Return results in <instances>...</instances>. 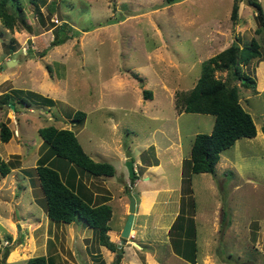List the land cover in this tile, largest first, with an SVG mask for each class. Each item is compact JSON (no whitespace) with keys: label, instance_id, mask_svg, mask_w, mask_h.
Wrapping results in <instances>:
<instances>
[{"label":"rangeland","instance_id":"obj_1","mask_svg":"<svg viewBox=\"0 0 264 264\" xmlns=\"http://www.w3.org/2000/svg\"><path fill=\"white\" fill-rule=\"evenodd\" d=\"M234 1L175 0L165 5L164 0H39L35 6L28 0H20L21 12L7 4L6 11L14 15V22L13 29H9L0 21V70L8 72L9 76L0 79V123L10 128L12 136L6 143L0 141V159L8 165L14 163V167L6 176L0 175V264H21L43 255L47 238L45 224L42 225V221L39 225L37 220L44 214L46 222L47 217L44 207L39 206L44 201H38L43 195L35 167L40 162L49 164L51 161V151L42 145L37 132L49 125L72 130L83 151L97 162H106L107 145L114 151L119 145L121 153L138 161L139 144H159L162 150L157 157L163 160L166 169L165 183L169 188L176 187L161 194L166 204L160 199L156 205L164 206L160 224L171 219L170 213L179 199L177 187L181 186L183 196L192 188L193 196L182 201L181 212L186 211L187 200L190 204L195 200L199 212L194 221L199 252L193 264H239L246 259L264 264V229L261 234L256 229L264 221V135L262 139L258 135L256 139H238L221 153L235 164L237 174L226 168L222 173L219 167L214 176L209 173L191 175L186 168H189L193 139L198 133L209 134L214 118L210 114L179 113L175 106L177 92L192 88L204 60L217 54L236 36L238 39L234 40L241 47L255 39L260 45L261 57L242 65L241 72L255 79L256 88L244 87L239 79L231 77L232 71H216L215 77L228 79V84L238 87L239 102L251 115L257 132L264 134V87L257 89V69L262 68L260 61L264 60V25L248 0L237 1L238 8L242 3L246 6L239 9L236 20L231 19ZM257 1L264 15V0ZM55 19L59 23H55ZM63 22L72 27L75 37L61 45L49 46L53 29ZM214 22L220 23L218 29L222 32L215 31L218 35L211 34ZM223 36L222 46L212 50L211 45L217 44L216 40ZM37 38L41 42H36ZM44 49L47 51L41 56ZM10 50L14 52L9 53ZM6 56L14 60L9 66L4 61ZM48 81L56 85L55 91L43 87ZM145 89L151 91V99L144 98ZM29 91L36 92L37 97ZM6 93L15 101L24 98L30 105L15 102L14 111L2 98ZM42 96L55 100L52 104L45 103ZM78 111L85 113L83 121H73ZM147 143L144 146H148ZM179 147L184 155L182 174H190L189 182L183 184L179 182L178 167L164 162L172 158ZM143 151L141 161L156 159L153 146ZM127 161L130 160L108 159L116 170L109 178L94 177L62 158H52L50 166L83 199L90 200L89 194L95 191L91 188L105 189V183L113 192L121 189V194L136 199L134 189L129 188L131 177ZM90 177L96 182L89 188L86 183ZM78 184L83 185L85 193L78 191ZM102 198L105 196H98L97 200ZM115 198L109 226L117 230L119 209L117 196ZM49 223L53 232L49 251L51 248L61 251V256L54 253L55 259L71 261L70 252L77 255V261L83 259L82 245L79 242L72 245L71 232L65 237L70 225ZM82 223L87 234L90 233L86 222L79 218L73 221L80 231L84 227ZM152 231L159 243L165 242L162 230ZM259 234V240L254 242ZM161 245L160 257L158 255L150 264H184L185 261L175 255L173 245L169 242ZM138 246L134 244L133 252L129 253L146 264L144 252ZM179 252L189 255L184 245ZM102 256L105 260V250ZM99 261L92 260V264ZM57 264H61L60 260Z\"/></svg>","mask_w":264,"mask_h":264},{"label":"trees","instance_id":"obj_2","mask_svg":"<svg viewBox=\"0 0 264 264\" xmlns=\"http://www.w3.org/2000/svg\"><path fill=\"white\" fill-rule=\"evenodd\" d=\"M38 1L28 0L29 3L35 6ZM237 1H234L230 14L233 20L237 18L238 14ZM174 2L175 0H164L165 5H170ZM9 3L18 11H22V5L20 0H0V21L5 27L13 29L14 15L6 11ZM247 3L255 8L257 18L264 25L262 7L258 1L248 0ZM40 19L42 21L41 15ZM72 30V27L67 22L56 26L53 29V39L49 46H58L74 38L75 34ZM257 31L260 32V29H257ZM36 40L38 43L41 42V39L37 38ZM259 46L255 39H252L250 44L242 47L234 40L229 47L201 63L200 75L192 88L177 92L175 106L178 108L177 111L179 113L184 111L187 113L210 114L214 118L211 132L209 134L198 133L193 139L189 163L187 162L189 168H186V171L189 170L191 175L200 173L216 175V165L223 151L233 146L238 139L255 137L256 126L251 115L245 111L239 102L238 87L228 84V79L216 78L215 72L227 71L230 73L232 71L231 77L239 79L244 87L256 88L255 79L247 73L241 72V66L249 64L252 59L261 57ZM46 51L47 49H44L41 52V56ZM12 52L14 50L9 51V53ZM47 69L49 68L47 67ZM134 76L136 75L134 74ZM142 93L145 99L151 98L150 90L145 89ZM31 94L37 97L36 94ZM2 98L8 101L9 105L10 99H13L7 93ZM41 100L45 103H53V100L46 97H43V99L41 97ZM15 102L23 105L29 104L24 98L19 101L12 100L16 107ZM15 109L14 111H16ZM84 118L85 113L78 111L74 114L73 121H83ZM37 132L42 139V145L44 147L48 146L51 151L49 160L52 161V158L53 160L55 158L66 159L94 177H112L115 175V169L112 164L97 162L83 151L72 130L49 125L39 128ZM11 136L10 128L4 123H0V141L6 143ZM51 161H49V164L40 162L35 167L36 178L43 195V198L38 201H44L43 205H39L38 201L37 203L42 208L44 207L47 219L50 222L62 224H71L76 218L83 220L93 230L95 241L99 245L115 252L114 260L110 264H119L123 250L122 248H117V245L110 241L108 235L110 230L108 221L112 214L110 205L103 201L105 200L104 198L99 203H91V201L84 200L74 191V188H71L70 185L61 179L60 173L50 166ZM12 165L14 163L8 165V163L0 159V175L2 177L6 176L10 169L14 167ZM184 166L183 162V168ZM190 174H187V172L182 174V184L183 182H189L188 177ZM136 178L137 175L134 174L130 179L131 182ZM190 183L188 184L189 186ZM103 190L105 191V189ZM177 223L179 224L178 226H176ZM169 232L172 245L176 250L175 253L194 263L197 248L195 244L196 225L193 218L184 219L183 215H178ZM182 245L187 249L190 256L186 255L185 252L184 254L179 252ZM4 253L7 255L8 249ZM93 259H96V261L100 259L98 264H105L98 253L93 255ZM21 264H55V259L53 256L40 255L31 257Z\"/></svg>","mask_w":264,"mask_h":264},{"label":"crops","instance_id":"obj_3","mask_svg":"<svg viewBox=\"0 0 264 264\" xmlns=\"http://www.w3.org/2000/svg\"><path fill=\"white\" fill-rule=\"evenodd\" d=\"M245 6H246L245 3H242L240 5V7L238 8V11H239L238 15L240 13L239 9L244 8ZM118 21H120V20H118ZM116 22H117V20H116ZM219 26H220V23L214 22L213 32L211 34L218 35V33H216L215 31L219 30L218 29ZM219 31H220V33L222 32V30H219ZM224 36L222 39L216 40L217 44L211 45L212 50L215 49V47H217L219 45L222 46V44L224 43ZM236 37H238V36H236ZM236 37H234V39ZM234 39L231 41V43L234 41ZM231 43L226 45L222 50L229 47ZM222 50H220V51H222ZM8 60H10V58H8L6 56L4 58V61H8ZM11 60H13V59H11ZM260 62L262 63L263 66H261L262 67L261 69L260 68L257 69V78H259L257 89H259V90H261L264 87V70H263L264 60H262ZM43 75L45 77V72L43 73ZM8 77H9L8 72H4L3 69H1L0 70V79L2 80L4 78H8ZM48 77H49V75H48ZM37 87H36V90H39V88H37ZM43 87H45L47 90L50 89V91L56 90V85L53 86L49 81H48V84L44 85ZM16 88H19V87H15L14 89H16ZM32 89H34V88H32ZM29 92L36 93V92H32V91H29ZM46 98H48V96ZM151 98H152V95H151ZM51 100H55V98L52 97ZM257 135L260 139H262L261 135H264V134H262V133L259 134L257 132V129H256V135L252 139H256ZM146 143L147 142H144V143L138 145V149L140 150V153H139L140 158L138 159V161L131 159L130 156H128L127 154L125 155L123 152L121 153V151L119 150V147H120L119 145L115 147V151L112 150V148L107 144H106L107 148L105 147V161L106 162L110 158L111 159L118 158L119 160H122V161H125V159L130 160V161L133 160L131 162L137 171L136 172L137 178L133 182L130 181V183H129V188L134 189L133 191H135V193L137 195L136 199L134 198L135 204H136V210L134 213L133 224H132V229H131L134 232L133 238H130L129 240H127V242L124 245L119 247V240H120L119 234L121 232V229H122V227L126 221L127 215H128V204H129L128 196L129 195L126 196V195L121 194L123 192L121 189H119L118 192L116 190H115V192H113L112 189L110 187L106 186V183H105V191L103 190L104 187H100L101 189L98 188L99 190H97L96 186H95V187L91 188L92 190L95 189V191H94V193H92V195L89 194L90 200H87L86 198H84V200L86 199V201H91V203H99L102 201V199L97 200L98 196H105V200H103V201H105V203L109 204L111 207V210H112L111 217L108 221V225H109V222L113 217V204L112 203L116 199L115 196H117V202H118L117 208L119 209L118 214H117V227H118V229L114 230L113 228H111L109 226L110 230L108 231V235H109L110 241L115 243L117 245V248H122V250L124 251L123 256H122L119 264H141V261H140L138 256H134V255L130 254L131 252H133L132 247L134 244H136L137 246L139 245L138 247L141 248L142 251L144 252L146 259L143 262H145L146 264H150V262L154 261V259L156 261V258L159 255L158 249H160L159 247H163L161 244H165V242H169V245L171 244V246H172L171 236H170L169 231H170L171 226L174 223L175 219L177 218V216L183 215L184 218L190 217V218H193V221L197 220L198 216H199V212H197L195 200H193V202L191 204H190V200H187L184 203L185 207H186V211L181 212V210L183 208L182 201L183 200L185 201V199H187L189 197V195L193 196V189L190 188L188 193L185 192V195L183 196L181 189H180L181 186H180V188L178 186L177 191H178V198L179 199H177V201H176L177 205H176L175 210L170 213L171 219L168 223L160 224L161 218L164 216V213H163V207L164 206L156 207V205L161 202V201H159L160 199H163L162 203L166 204L167 200L162 198L161 194L164 192L171 191L172 189L174 190L176 187L169 188L165 183V180L167 178L166 177V169H165V166L163 164V160L160 161V158L157 157V156H160V152L162 150L161 146L157 143H153L152 145L151 144L148 145V143H147L148 146H144ZM169 145H172V143H170ZM151 146H153V149L156 152L154 154L156 156V159L153 158V159H150L149 161H146V160L141 161V159H142L141 155L144 153L143 150H145L147 148L149 149ZM177 153L173 154L175 157L174 156L172 158L170 157L167 160H165L164 162H165V164L172 163V164H170V166L173 165L175 167H178L179 182L182 183L181 177H182V172H183V160H184L183 156L184 155L183 156L181 155L180 147H179V151ZM173 160H175V161L173 162ZM110 164H113V163H110ZM219 167H221L220 170L222 169V171H221L222 173L225 170V169L223 170V168H226L227 170H230L231 172L234 171L236 174L238 171V168L235 169V164H232L228 158L224 157L223 154L220 156V159L216 165V172H217ZM114 169H115V167H114ZM115 172H116V170H115ZM94 182H96V179H91V177H90L87 179L86 184L90 188V187H92ZM74 185H77V184L75 183ZM126 185H128V184L126 183ZM190 186H191V183H190ZM77 189H78V191L84 190L83 192L85 193V188L83 187V185L78 184ZM127 189H128V187H125V190L127 191V193L130 194L129 190H127ZM101 190L103 191V193H101ZM43 216H44V214H43ZM43 216H38V220H37V223H39V225L42 224V221H43L42 225L45 224L44 228H45L46 237H47L44 241L45 244H44V248L42 250L43 251L42 253L45 256H53V258L55 259L54 253L58 252L57 254H59V256H61V251H60V249L56 250L54 248H51V250L49 251L50 238H53V232L50 229L49 220L46 219V222H45V217H43ZM151 217H154V218L151 219ZM263 223H264V221H261V223L258 224L256 227L257 231L260 234H261V230L264 229ZM67 225H70V227H68V231H66L65 237L68 238L69 233L71 232L72 245L76 244L77 242H79V244L82 245L81 253H83L84 255H82L81 257H84V258L79 259L77 261L75 259L77 257V255L72 254L70 252L69 260H71V261H68V259H66L68 261L67 262L66 260H61V258H59L58 260H60L61 264H80V261H83L84 264H92V260H94L93 255H95L96 253L101 255V259L105 262V264H110L113 261V259L115 257V252L110 251L105 246L99 245L95 241L94 232L90 227L88 228L90 233L87 234V230H86L84 224H83L84 227L83 226L81 227L82 228L81 231L79 229H76L73 222L71 224H67ZM195 225H196V223H195ZM152 230H162L164 235H165V242L162 240L159 243L155 239L156 237L154 236V234H153L154 231H152ZM49 232L51 233L50 236H49ZM41 234H42V232L40 233V235ZM260 234H259L258 238H256V240H254V242H257L259 240ZM36 236H39V235H36ZM169 237H170V239H169ZM54 240H55V235H54ZM136 241L138 244L135 243ZM41 242H42V240H41ZM195 244H196V248H197L196 256H195V262H196V260H198V252H199L198 251L199 245L197 244V226H196ZM103 248H105V249H103ZM103 250H105V260L103 259V256H102ZM175 255L177 257L181 258L182 260H184L185 261L184 264H193V263L189 262L188 260L184 259L183 257H181L177 254H175ZM170 256H173L172 252H171ZM106 257L109 259V261H107ZM159 257H160V255H159ZM14 259H15V257H14ZM58 260L55 259V264H57ZM246 260H249V259H246ZM246 260H244V261H246Z\"/></svg>","mask_w":264,"mask_h":264},{"label":"water","instance_id":"obj_4","mask_svg":"<svg viewBox=\"0 0 264 264\" xmlns=\"http://www.w3.org/2000/svg\"><path fill=\"white\" fill-rule=\"evenodd\" d=\"M14 60H9V61H6L7 62V65H11L12 62ZM12 100V99H11ZM10 107L12 109H14V104L13 103H10ZM126 167H127V170H128V173H129V177H133L134 174H135V171H134V167H133V164L131 161H127L126 162ZM128 201H129V204H128V215H127V218H126V221L121 229V232L119 234V247L124 245L126 243V239L129 238L130 236V231L132 229V224H133V217H134V213H135V210H136V204H135V199L133 196L129 195L128 196ZM240 264H254V262L252 260H247V261H244V262H241Z\"/></svg>","mask_w":264,"mask_h":264},{"label":"clouds","instance_id":"obj_5","mask_svg":"<svg viewBox=\"0 0 264 264\" xmlns=\"http://www.w3.org/2000/svg\"><path fill=\"white\" fill-rule=\"evenodd\" d=\"M13 100V99H12ZM12 100L10 99V103H12ZM15 106V105H14ZM14 109H15V107H14ZM13 109V110H14ZM134 167V166H133ZM134 171H135V167H134ZM135 174H136V171H135ZM130 239V236H129V238L128 239H126V242H127V240H129ZM244 262V261H243Z\"/></svg>","mask_w":264,"mask_h":264},{"label":"built area","instance_id":"obj_6","mask_svg":"<svg viewBox=\"0 0 264 264\" xmlns=\"http://www.w3.org/2000/svg\"><path fill=\"white\" fill-rule=\"evenodd\" d=\"M55 23H59L57 19L54 20ZM130 238H133L132 235H130Z\"/></svg>","mask_w":264,"mask_h":264},{"label":"bare ground","instance_id":"obj_7","mask_svg":"<svg viewBox=\"0 0 264 264\" xmlns=\"http://www.w3.org/2000/svg\"><path fill=\"white\" fill-rule=\"evenodd\" d=\"M132 232H133V230L130 231V235H131Z\"/></svg>","mask_w":264,"mask_h":264},{"label":"flooded vegetation","instance_id":"obj_8","mask_svg":"<svg viewBox=\"0 0 264 264\" xmlns=\"http://www.w3.org/2000/svg\"><path fill=\"white\" fill-rule=\"evenodd\" d=\"M247 261V260H246ZM240 264V263H239Z\"/></svg>","mask_w":264,"mask_h":264}]
</instances>
